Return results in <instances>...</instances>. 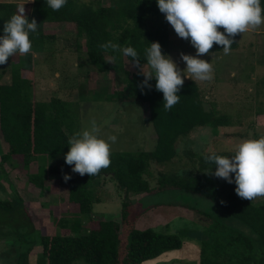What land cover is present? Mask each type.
Listing matches in <instances>:
<instances>
[{
	"label": "trees",
	"instance_id": "16d2710c",
	"mask_svg": "<svg viewBox=\"0 0 264 264\" xmlns=\"http://www.w3.org/2000/svg\"><path fill=\"white\" fill-rule=\"evenodd\" d=\"M260 4L264 8V0H260ZM21 6L14 1H0V35H3L4 21ZM24 6L29 20L34 18L40 26L72 23L75 33L71 38L75 48L78 49V39L83 37L84 53L100 72L108 69L125 72L123 59L130 60L121 53L100 47L108 41L133 47L141 65L146 64L144 50L151 42H158L162 53L168 52L169 25L158 10L156 0H107V3L67 0L58 11L47 7L45 0H31ZM218 30L223 32L222 28ZM238 37L239 34L231 49L237 47ZM29 39L31 51L27 55L17 53L26 69L32 65L34 53L53 51L54 35L38 28ZM221 50L222 46L214 43L210 52ZM105 54L110 59L115 57L112 63L106 62ZM139 73L140 70L135 69L123 79L120 89L102 95L110 102H136L143 109L152 125L154 148L135 152L110 150V165L91 177L71 172L67 199L76 206V211L70 218H53L57 226L67 230L65 234L39 235L35 232L34 240L25 241L23 236L36 229L25 215L22 198L13 192L0 199V237L4 232L8 236L9 230L26 243L14 251L17 254L14 264H27L28 253L35 244L41 249L33 264H141L164 252L179 249L186 231H159L150 226L137 228L132 223L135 216L129 195L143 197L166 189L197 196L219 208L216 217L208 218L214 223L198 233L196 264H264V198L260 202L241 199L234 191L235 183L229 184L206 174L211 169L215 171L214 165L204 159L211 151L186 150L194 166V171L187 174L158 170L155 176L150 169L152 163L172 161L178 154L175 142L180 136L189 134L196 126H224L228 118L213 107H205L199 87L191 79H185L177 93L181 96L179 103L165 111L163 94L155 90L154 79L149 81L152 89L141 93L137 84L144 77ZM31 83L18 70L8 81L0 82V137L7 145L6 151L0 153V166L4 162L14 165L12 156L20 155L27 181L42 188L49 173L57 172L56 167L40 163L36 171L31 172L29 164L43 155L48 161L58 160L61 167H69L63 157L68 151L67 140L73 135L76 118L68 99L58 96L44 101L32 99ZM1 170L7 179L6 171ZM106 179L112 181L122 195L120 221L103 218L101 213L93 217L92 205L101 201L100 189ZM3 189L0 184V190ZM221 200L226 204L222 205ZM86 216L89 226L83 227L81 217Z\"/></svg>",
	"mask_w": 264,
	"mask_h": 264
},
{
	"label": "rangeland",
	"instance_id": "374dc122",
	"mask_svg": "<svg viewBox=\"0 0 264 264\" xmlns=\"http://www.w3.org/2000/svg\"><path fill=\"white\" fill-rule=\"evenodd\" d=\"M7 1L25 5L31 0ZM102 1L107 3V0ZM38 25L44 32L54 35L53 51L45 54L34 53L30 69L22 65V57L20 60V56L14 54L6 65L0 66V82L6 79V75H12L18 70L24 78L32 82V99L44 101L58 96L69 100L71 113L76 118L72 134L89 127L90 122L95 120L101 129L102 138L107 139L110 135L116 137L110 150L132 152L152 150L155 146L152 140L154 133L149 119L144 116L143 109L136 102H110L102 95L120 89L124 83L123 79L139 68L123 59L125 72L118 70L115 72L112 69L100 72L89 63L84 53L83 37L78 39L80 45L78 49L75 48L71 38L75 33L72 23ZM237 41V47L231 49L227 55L221 50L198 57L209 62L213 72L211 80L195 81L205 107H213L218 113L226 115L227 124L215 128L196 126L189 134L180 136L175 142L178 154L170 162L152 163L150 169L153 175L156 176L158 170L178 171L183 174L194 171L192 162L185 154L186 150L195 153L220 152L225 154L224 156H231L234 154L235 145L264 136V24L255 31L240 34ZM181 52L196 55V50L191 44L179 38L169 25L168 52L163 54L169 55L178 68L183 70L186 65L179 58ZM105 60L106 62L110 60L107 54ZM1 69L4 70L3 73ZM142 70L148 71L146 64H142ZM184 75L190 77L191 74L185 72ZM185 79L190 78L183 77V80ZM1 147L5 151L6 143L0 144V149ZM11 161L15 164L2 163L10 180L9 183L3 179L5 191L9 193L11 185H14L18 193L23 195L25 215L36 229L24 235V240H34L35 232L39 235L67 233V230L53 222V218H70L76 211V206L67 199V182L62 179L64 174L72 172L71 166L61 167L58 160L48 161L45 156L39 155L29 164L28 169L31 172L36 171L40 163H50L56 167L57 172H50L44 186L37 188L27 181L21 156L13 155ZM100 191L101 201L92 205L93 217H98L101 213L103 218L120 221L122 200L120 191L108 179ZM263 198L253 199L252 202H260ZM129 201L131 208L134 209L135 218L132 223L135 227L150 226L167 232L186 231L182 246L168 252H171L175 259L172 264H196L198 233L202 228H208L214 223L208 218L216 217L220 212L216 205L174 189H166L143 197L130 194ZM87 218L81 217L83 227L89 226ZM26 230L27 228L22 231ZM8 232L9 235L6 236L2 231L4 235L0 237V264H14L17 256L14 251H17L19 245L26 244L17 235L9 230ZM40 249L39 245L31 248L27 264L35 262Z\"/></svg>",
	"mask_w": 264,
	"mask_h": 264
},
{
	"label": "clouds",
	"instance_id": "9594fccd",
	"mask_svg": "<svg viewBox=\"0 0 264 264\" xmlns=\"http://www.w3.org/2000/svg\"><path fill=\"white\" fill-rule=\"evenodd\" d=\"M47 7L58 11L67 0H45ZM158 10L176 35L188 41L196 50V55L180 53L179 58L186 67L181 70L173 59L162 53L158 42H151L145 51L148 71L142 70L139 54L131 47H122L111 41L100 45L105 51L121 53L130 58L129 64L140 69L144 79L137 84L141 93L151 90L150 80H155V90L163 94V108L171 110L180 101L183 77L193 82L212 79V66L198 57L208 55L213 44L222 46L223 53L229 54L234 38L239 34L255 31L264 24V8L260 0H156ZM38 24L33 18L29 20L23 5L3 24L0 35V66L6 65L10 57L19 53L27 55L31 51L29 36L36 33ZM222 28L223 32L218 29ZM115 57L108 62L112 63ZM187 72L190 75L186 76ZM115 136L101 137V129L96 121L89 127L75 132L67 140L68 151L64 154L65 164L71 166L73 173L89 177L98 174L110 165L111 144ZM231 156L217 155L212 152L204 157L214 165L206 173L223 179L229 184L235 183L236 195L244 200L264 197V136L259 139L245 140L234 146ZM64 182L71 179L69 174L62 177ZM220 203L226 204L221 200Z\"/></svg>",
	"mask_w": 264,
	"mask_h": 264
},
{
	"label": "crops",
	"instance_id": "0c3cea01",
	"mask_svg": "<svg viewBox=\"0 0 264 264\" xmlns=\"http://www.w3.org/2000/svg\"><path fill=\"white\" fill-rule=\"evenodd\" d=\"M7 1V0H6ZM29 2V1H28ZM31 2V1H30ZM3 69H1V73H3ZM21 75V74H20ZM22 76V75H21ZM9 77H10V75L8 76V75H6V79L4 78V80L2 81V82H5V81H8L9 80ZM23 77V76H22ZM152 140L154 141V137H152ZM0 144H4V142H3V140L1 139V137H0ZM6 151V150H5ZM5 151H3L2 150V147H1V149H0V153H2V152H5ZM4 169V167H2V165L0 166V184L1 185H3V187H4V189L3 190H0V194L3 196V197H1L0 199H4V198H6V196L7 195H10L11 193H13V192H16L21 198L23 197V195L21 194H19L18 193V190H16V188L14 187V185H11V190H10V192L8 193V192H6L5 190H6V187L4 186V184H3V179L4 180H6V181H8L9 183H10V180H9V178L7 177V179H5L4 178V176H3V174H2V170L1 169ZM5 170V169H4ZM6 171V170H5ZM7 173V172H6ZM7 175H8V173H7ZM1 179H2V181H1ZM8 183V184H9ZM0 195V196H1ZM23 199V198H22ZM166 226V224L164 225V227ZM35 245H38V244H35ZM34 245V246H35ZM173 261H175V259L173 258V255H172V253L171 252H164V253H162V254H160L158 257H156V258H154V259H150V260H146V261H144V262H142L141 264H157V263H161V262H164V263H166V264H172V262ZM176 261H178V260H176ZM79 263H81V262H79ZM76 264H78V263H76Z\"/></svg>",
	"mask_w": 264,
	"mask_h": 264
}]
</instances>
